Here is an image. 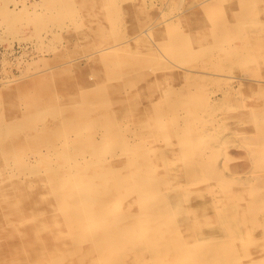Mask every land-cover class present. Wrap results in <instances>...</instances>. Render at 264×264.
I'll return each instance as SVG.
<instances>
[{"label":"rangeland","instance_id":"obj_1","mask_svg":"<svg viewBox=\"0 0 264 264\" xmlns=\"http://www.w3.org/2000/svg\"><path fill=\"white\" fill-rule=\"evenodd\" d=\"M89 1L0 0V123L17 128L0 144V264H43L68 242L67 227L49 233L33 221L56 212L49 168L67 164L66 151H91L93 137L105 142L98 146L103 159L124 138L131 155L145 150L164 171L186 161L170 151L167 161L155 160V149L198 140L192 145L211 147L217 160L208 164L228 180L264 187V176H253L264 173V160L253 159L264 156V0Z\"/></svg>","mask_w":264,"mask_h":264},{"label":"bare ground","instance_id":"obj_2","mask_svg":"<svg viewBox=\"0 0 264 264\" xmlns=\"http://www.w3.org/2000/svg\"><path fill=\"white\" fill-rule=\"evenodd\" d=\"M80 2L82 3V1ZM91 2L93 3V0H91ZM81 3L80 5L83 4ZM110 3L111 1H109V5ZM32 5L33 4H30V6ZM109 29H111V27ZM97 30H100V28L98 27ZM116 45L102 49L101 54L103 55V53L106 54L107 52L115 50ZM122 45L124 46V44ZM171 45H176V49L181 47L177 42H175V45ZM173 49V51H179L178 49ZM232 51L230 50V52ZM233 56L234 55H232V57ZM41 111L42 110H40V114L42 113ZM38 113L39 112H37V114ZM36 116V119H38V115ZM34 117L33 119L31 118V120L34 121ZM82 119H84V117ZM145 119H148V117L146 118L145 116ZM186 125H188V123H186ZM72 127L75 128L77 126L75 125ZM13 129L17 128L12 124L6 125V123H0V144L1 140L3 141L6 136L8 137L11 135L9 132H13ZM80 130H82V128ZM199 130L196 129L198 132ZM193 132L194 131H192L191 134ZM198 132L196 133L198 134ZM75 134L76 133H74V135ZM109 135L112 136L114 133H110ZM205 135L207 136L208 134L205 133ZM115 136L121 137L122 135L116 134ZM195 136L197 137L198 135ZM39 137H41V134L36 138ZM156 137L160 139L159 136ZM90 141L91 144H88L92 146L91 151L89 149V151L84 149L85 147L82 149L77 148L75 149L77 151L71 154L66 151L67 153L63 154L66 155L64 159H66L67 164L64 165L61 163L54 168H49L51 172L45 177L48 183L47 191H50L52 195L53 193L56 194L50 205L52 209H56V212L53 211L50 215L51 219L47 218L46 220H44L45 218H39L43 215L35 214V217L38 218L34 219L35 217L33 216L34 224H32L38 227V231L45 229L47 232L49 231V233L51 227L54 228L60 225L65 226L68 228L67 231H69L70 237L68 234L65 235L69 237L68 242L64 244L62 248H58L57 253H52L50 255L49 262L45 260L46 263L43 264H264V187L259 188L256 185L258 183L256 180L250 181L249 179L240 182L237 181L236 178L228 180L224 177L221 170L218 172V168L215 170L214 168L216 167L208 164L210 160L212 163L213 159L214 161L217 160V157L212 156L214 155L212 154L214 150L211 147L196 149L192 143L198 140L194 141L192 139L183 142L184 144L186 143L187 148H182L180 147L181 145L178 146L179 143H177L176 147L171 146V149L161 147L160 149H155L154 152H158L155 160H166L163 154L170 151L176 156L175 159L186 161L185 164L181 165L178 171H164L165 165L159 164L161 166H156L152 164L151 161L153 157H149L147 153H145V150L140 151V154L131 155L133 150L131 151L129 149V144L132 142L130 143V141L128 142L124 138L115 140L114 144L116 148L111 149L108 154L109 156L104 159L100 154L101 152L99 149L101 147L98 148V146L103 145L105 142H103V140H95L94 137ZM154 142L155 141H153V143ZM38 143L39 142H37V144ZM226 145H228V143ZM52 146H54V144ZM218 148L215 149L217 150ZM38 151L35 150L34 152L38 155ZM129 153L131 156H129ZM256 154H260V156L256 155L253 159L264 160V156H261V152ZM33 155L35 156V153H33ZM19 159L21 158L19 157ZM39 160H41L40 157L37 161ZM42 161L43 160H41V162ZM2 168L5 169V167ZM22 169L25 170V168ZM41 169L44 171V166L43 168L41 167ZM160 169H163V171ZM253 173L255 172L253 171ZM199 175L203 176L202 181H200ZM253 176L257 179L259 176L263 177L264 173H256V175ZM260 183L264 184L262 181ZM79 184L80 186L82 184L81 190L79 189L80 191L76 186ZM44 191L47 192L46 190ZM72 191L77 192V197H72L75 196L71 194H74ZM49 196L51 195L49 194ZM62 208H70V210L68 209L69 213H65V211L58 212V210L60 211ZM46 214L48 213L46 212ZM32 236L38 238L39 235ZM47 237L49 236L47 235ZM56 238L57 236L55 239ZM61 241L63 244V240ZM61 241L59 242L61 243ZM69 257H71L73 261L71 260L72 262L69 261L64 263V260Z\"/></svg>","mask_w":264,"mask_h":264}]
</instances>
